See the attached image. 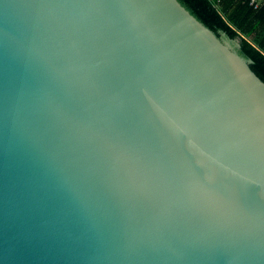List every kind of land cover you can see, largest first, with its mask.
<instances>
[{"label":"water","instance_id":"water-1","mask_svg":"<svg viewBox=\"0 0 264 264\" xmlns=\"http://www.w3.org/2000/svg\"><path fill=\"white\" fill-rule=\"evenodd\" d=\"M0 264H264V81L179 0H0Z\"/></svg>","mask_w":264,"mask_h":264},{"label":"trees","instance_id":"trees-1","mask_svg":"<svg viewBox=\"0 0 264 264\" xmlns=\"http://www.w3.org/2000/svg\"><path fill=\"white\" fill-rule=\"evenodd\" d=\"M199 21L227 40L264 81V3L250 0H179Z\"/></svg>","mask_w":264,"mask_h":264},{"label":"built area","instance_id":"built-area-1","mask_svg":"<svg viewBox=\"0 0 264 264\" xmlns=\"http://www.w3.org/2000/svg\"><path fill=\"white\" fill-rule=\"evenodd\" d=\"M264 3V0H250L249 4L254 8H259Z\"/></svg>","mask_w":264,"mask_h":264}]
</instances>
